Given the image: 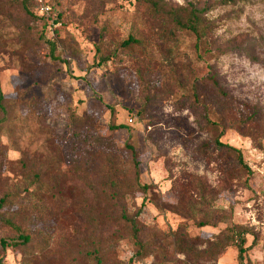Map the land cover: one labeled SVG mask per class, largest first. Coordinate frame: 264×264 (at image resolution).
I'll list each match as a JSON object with an SVG mask.
<instances>
[{
  "label": "rangeland",
  "instance_id": "1",
  "mask_svg": "<svg viewBox=\"0 0 264 264\" xmlns=\"http://www.w3.org/2000/svg\"><path fill=\"white\" fill-rule=\"evenodd\" d=\"M165 1L207 3L206 17L214 23L209 42L234 41L245 51L198 58L192 36L163 42L137 0H28L36 16L28 21L30 35L37 44L25 52L12 44L18 31L6 29L8 45L0 48L7 112L0 111V196L16 195L6 217L30 227L41 244L28 254L8 247L4 264H97L84 253L112 235L104 264H239L235 246L215 260L176 249L178 238L187 237V244L211 250L209 242L232 224L252 233L245 264H264V0ZM130 36L146 55L138 47H121ZM47 40L56 45L53 56L64 62L50 56ZM210 65L229 98L206 84L197 95L210 120L221 123L218 131L203 129L198 108L190 104L193 83ZM242 104L259 108L256 121L241 125ZM110 124L120 127L112 131ZM220 129V140L239 149L250 168L248 184L231 158L225 162L212 150L203 158L198 151ZM86 133L107 138L113 150L67 151L69 140ZM126 144L137 152L146 191L131 185ZM115 180L121 205L138 214L142 238L152 248L145 258L131 261L134 246L116 226L96 235L85 227L83 210L95 192L111 198ZM9 235L0 226V240Z\"/></svg>",
  "mask_w": 264,
  "mask_h": 264
},
{
  "label": "trees",
  "instance_id": "2",
  "mask_svg": "<svg viewBox=\"0 0 264 264\" xmlns=\"http://www.w3.org/2000/svg\"><path fill=\"white\" fill-rule=\"evenodd\" d=\"M235 1L236 0H216L215 4L224 5L234 3ZM137 4L145 17L158 25V36L161 41H176L181 34L194 37L193 48L198 58H205V56L212 55L213 52L221 55L232 51H245L241 46L234 44V41H227L222 46L212 45L209 42L208 36L211 29L214 27V23L206 17L210 8L207 3H189L186 6H173L165 0H137ZM35 19L36 16L29 10L28 0H0V48L7 47L8 45L7 41H5L4 33L9 27H13L15 31H18L15 38H12V44L17 46V50L25 52L27 49L34 47L37 44V40L30 35L28 21ZM45 42L49 47L50 56L64 62V59L53 56L56 45L50 40ZM140 43V41L130 36L120 45L125 48L138 47L140 53L146 55V50ZM250 57L252 60H255L253 56ZM203 84L211 87L213 92L226 100L229 98V95L223 90L219 82V75L216 69L211 65L209 66L208 73L197 79L192 85L193 100H191L190 104L192 107L198 108L200 113L199 124L203 129H209V127H211L214 128L215 131H218L219 127H222L221 123L210 120L205 101L203 99L201 100L197 95L199 86ZM4 99V94L0 88V111L5 116L7 112ZM242 106L246 112V116L241 119V125L254 122L258 119L260 111L257 106H249L247 104H242ZM2 120L3 119L0 118V127ZM74 122L76 123V121ZM118 127L120 126L114 124L109 125V129L112 131ZM222 135L223 129H220L218 135L209 142H203L199 146L198 151L203 158H207L209 150L223 154L222 159L225 162L231 158L240 169L246 172L247 176L245 183L248 184L252 172L245 164L241 151L229 144L223 143L220 140ZM66 147L67 151L72 154H79L85 148L94 150L97 155L102 153L107 154L113 150L107 138L98 135L92 136V134L89 133L81 135L78 139L69 140ZM125 149L129 155L131 185L142 191H146L149 186L143 185L140 182V163L138 161L137 152L134 147L129 144L125 145ZM0 163H2L1 160ZM45 184H47V189L53 190V187L48 183H42V185ZM112 184L115 188V194H113L111 198L102 199L98 196V193L95 192V198L89 209L83 210V215L86 218L85 227L96 235V233L101 234L105 226H116L121 232L126 234V237L134 246V255L131 261L145 258L152 253V248L148 246L142 238L141 229L137 220L138 214L130 215L125 207L121 205V201L116 194L118 180H115V183ZM17 199L16 195L11 192L4 193L0 196V226L10 231L9 236H5L0 240V264H4V258L8 247L20 248L25 254H28L31 247L41 244V240L33 233L30 227L26 224L17 223L12 217H6L9 206ZM249 234L252 235L247 227L232 224L219 232L216 236L215 243L209 242L208 245L211 250L205 248L198 249L193 245L187 244L186 240H190V238L187 237L178 238L176 249L180 253L191 256L193 259L215 260L226 247L235 246L237 249L238 263L245 264V254L250 247L246 245V237ZM114 239L115 235L109 236L107 238V243H111ZM107 243L102 245L97 241L94 245L92 244L91 249L84 253L85 259L90 258L95 260L97 264H104Z\"/></svg>",
  "mask_w": 264,
  "mask_h": 264
},
{
  "label": "built area",
  "instance_id": "3",
  "mask_svg": "<svg viewBox=\"0 0 264 264\" xmlns=\"http://www.w3.org/2000/svg\"><path fill=\"white\" fill-rule=\"evenodd\" d=\"M129 122H132V119H129Z\"/></svg>",
  "mask_w": 264,
  "mask_h": 264
}]
</instances>
